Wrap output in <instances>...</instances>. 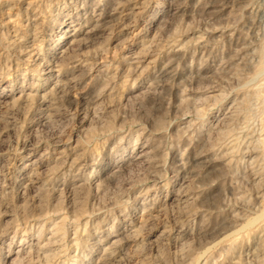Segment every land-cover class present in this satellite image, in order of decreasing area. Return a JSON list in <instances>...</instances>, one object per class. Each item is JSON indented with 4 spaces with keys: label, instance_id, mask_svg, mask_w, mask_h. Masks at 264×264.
<instances>
[{
    "label": "rangeland",
    "instance_id": "obj_1",
    "mask_svg": "<svg viewBox=\"0 0 264 264\" xmlns=\"http://www.w3.org/2000/svg\"><path fill=\"white\" fill-rule=\"evenodd\" d=\"M0 95V264H264V0H0Z\"/></svg>",
    "mask_w": 264,
    "mask_h": 264
},
{
    "label": "bare ground",
    "instance_id": "obj_2",
    "mask_svg": "<svg viewBox=\"0 0 264 264\" xmlns=\"http://www.w3.org/2000/svg\"><path fill=\"white\" fill-rule=\"evenodd\" d=\"M232 2V1H231ZM174 4V3H173ZM179 5V4H178ZM170 6V4H169ZM225 6V5H224ZM173 7V6H172ZM226 7V6H225ZM132 10V9H131ZM133 12V11H132ZM101 19V18H100ZM96 22V21H95ZM99 22V21H98ZM65 23V26L62 27L61 31V35L59 36L60 42H58V44L56 45L57 48H63L61 49V53H65V51L67 50V47L64 49V47L72 41L73 38H75V36L77 35V33L79 32V30H77V26L74 25L73 23H67L66 21L63 22ZM102 25V24H101ZM94 30V29H93ZM92 32V31H91ZM98 32V31H97ZM92 34V33H91ZM95 35V34H94ZM80 37V36H79ZM72 38V39H71ZM19 41V40H18ZM24 47L27 48V50L25 51H29L28 48H31L33 45H31V43L29 41H26ZM70 45V44H69ZM184 48V47H183ZM68 53V52H67ZM64 56V55H63ZM43 57V56H42ZM59 57V56H58ZM65 58V57H64ZM63 58V59H64ZM130 58L133 62H138L139 60L137 59L138 56L136 55H130ZM68 63V62H67ZM66 64V63H65ZM77 65V64H76ZM56 62L54 61V58L49 59V61L46 63V66L44 68L45 72L47 74V82L48 81H52L53 78L52 76L54 75V72L57 70L56 69ZM83 66V65H82ZM171 66V65H169ZM81 68V67H80ZM84 70V69H83ZM59 71V70H58ZM171 72V71H170ZM65 75V74H64ZM65 78V77H64ZM83 79V78H82ZM63 82V81H62ZM54 83V82H53ZM60 83V82H59ZM61 84V83H60ZM65 85V84H63ZM62 87V85H61ZM61 89V88H60ZM1 96V95H0ZM43 97V96H42ZM43 101V100H42ZM67 154V153H66ZM55 159V158H54ZM190 160V159H189ZM34 161L33 162H28L24 167H23V171L26 172L27 169H29L31 166H33ZM233 165V164H232ZM190 166V165H189ZM203 167V166H202ZM29 171V170H28ZM231 188V187H230ZM260 198V197H259ZM261 200V199H259ZM224 219V218H223ZM256 226V225H255ZM208 231V230H207ZM232 232H230L229 234H231ZM235 233V232H234ZM229 234H227L229 236ZM233 234V233H232ZM238 234V233H237ZM234 235V234H233ZM227 236V237H228ZM232 236V235H231ZM231 240V239H230ZM234 240V239H233ZM208 254V253H207Z\"/></svg>",
    "mask_w": 264,
    "mask_h": 264
},
{
    "label": "clouds",
    "instance_id": "obj_3",
    "mask_svg": "<svg viewBox=\"0 0 264 264\" xmlns=\"http://www.w3.org/2000/svg\"><path fill=\"white\" fill-rule=\"evenodd\" d=\"M63 134V132H61V135ZM103 141H100V147L102 148L103 147ZM112 153L114 154L113 156H112V159H113V163H114V165H118L119 164V159L117 158L118 157V154H116V149L115 148H113V150H112ZM102 156L99 154V151H97V154L94 156V158H93V164L94 165H96V164H100V163H102ZM116 172L118 173V172H120V168L119 167H116ZM113 175L115 174V173H112Z\"/></svg>",
    "mask_w": 264,
    "mask_h": 264
}]
</instances>
